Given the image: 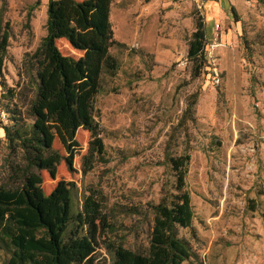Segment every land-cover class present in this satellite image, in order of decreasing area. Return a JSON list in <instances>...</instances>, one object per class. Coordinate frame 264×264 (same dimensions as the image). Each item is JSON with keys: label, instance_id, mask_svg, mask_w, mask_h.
Masks as SVG:
<instances>
[{"label": "rangeland", "instance_id": "rangeland-1", "mask_svg": "<svg viewBox=\"0 0 264 264\" xmlns=\"http://www.w3.org/2000/svg\"><path fill=\"white\" fill-rule=\"evenodd\" d=\"M185 1L112 0L115 39L124 46L112 50L119 71L104 81L97 104L106 162L83 174L90 134L81 129L72 167L62 161L55 176L43 171L39 186L47 195L59 183L100 192L118 238L142 252L154 225L149 206L158 204L163 187L174 181L163 165L165 154L187 153L186 184L195 217L180 237L194 255L184 264H264V0H238L230 19L218 24L219 86L206 65L196 69L188 58L193 25L187 16L181 17L177 46H169L168 18L174 5ZM48 2L0 0V27L10 35L2 82L23 109L33 94L28 62L47 34ZM57 45L66 56H81L64 39ZM195 99L193 119L181 126ZM7 104L0 101V185L11 184L10 167L19 163L1 128L13 125L3 111ZM54 148L69 156L59 139ZM5 258L0 252V264ZM94 263L110 264L104 248Z\"/></svg>", "mask_w": 264, "mask_h": 264}, {"label": "trees", "instance_id": "trees-1", "mask_svg": "<svg viewBox=\"0 0 264 264\" xmlns=\"http://www.w3.org/2000/svg\"><path fill=\"white\" fill-rule=\"evenodd\" d=\"M111 2L49 0L47 34L28 62L33 94L24 109L14 103L15 93L2 82L10 35L0 27V101H8L3 111L13 122L1 128L7 149L19 159L10 167L11 184L0 185L4 264H95L100 248L106 250L110 264H184L194 255L189 242L180 237L181 229H192L195 217L186 184L191 161L187 153L165 154L163 165L174 181L163 187L160 202L149 206L154 225L142 252L127 248L118 238L100 192L59 183L47 195L39 186L43 171L55 176L56 164L62 161L72 167L81 129L90 134L83 174L91 172L96 163L106 162L108 151L96 120L97 104L104 81L119 71L112 50L124 46L115 39ZM194 15L188 58L200 70L205 67L208 38L204 18L198 17V10ZM61 39L81 56L64 55L57 45ZM195 104L196 99L184 112L181 126L193 119ZM56 139L69 156L54 148Z\"/></svg>", "mask_w": 264, "mask_h": 264}, {"label": "crops", "instance_id": "crops-1", "mask_svg": "<svg viewBox=\"0 0 264 264\" xmlns=\"http://www.w3.org/2000/svg\"><path fill=\"white\" fill-rule=\"evenodd\" d=\"M166 1V0H165ZM238 0H187L183 6L174 5L172 15L169 16L170 25H173L172 41L169 46L175 47L178 44V32L181 25L182 15L187 16L188 21L195 29V15L196 8L201 7L200 14L203 16L206 24L207 38H210L214 33L215 24L225 23V18L230 19L233 7L237 5ZM192 31V33H193ZM191 33V34H192ZM225 35L223 40L225 42ZM167 46V45H166Z\"/></svg>", "mask_w": 264, "mask_h": 264}, {"label": "built area", "instance_id": "built-area-1", "mask_svg": "<svg viewBox=\"0 0 264 264\" xmlns=\"http://www.w3.org/2000/svg\"><path fill=\"white\" fill-rule=\"evenodd\" d=\"M201 9V7H199ZM220 25L215 24L213 35L208 38L207 44L204 49L205 65L208 67L211 81L213 85L219 86L222 82V71L219 66V51L222 47L221 43ZM186 62H179L178 66H185Z\"/></svg>", "mask_w": 264, "mask_h": 264}]
</instances>
